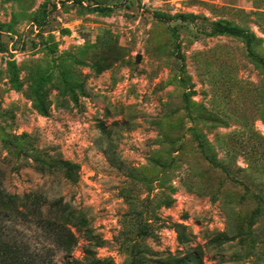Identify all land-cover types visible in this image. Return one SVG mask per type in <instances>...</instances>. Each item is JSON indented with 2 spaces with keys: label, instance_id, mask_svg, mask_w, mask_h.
<instances>
[{
  "label": "rangeland",
  "instance_id": "374dc122",
  "mask_svg": "<svg viewBox=\"0 0 264 264\" xmlns=\"http://www.w3.org/2000/svg\"><path fill=\"white\" fill-rule=\"evenodd\" d=\"M215 24L264 61V0H0L1 249L264 264V69Z\"/></svg>",
  "mask_w": 264,
  "mask_h": 264
},
{
  "label": "trees",
  "instance_id": "16d2710c",
  "mask_svg": "<svg viewBox=\"0 0 264 264\" xmlns=\"http://www.w3.org/2000/svg\"><path fill=\"white\" fill-rule=\"evenodd\" d=\"M96 11L110 12L111 8H107V7L97 8ZM214 32L220 35H228L232 37L242 38L245 41L246 48L250 56L264 69V61L261 58L255 57L253 53L250 51L251 40L248 34H245L241 30H238L236 28L228 27L222 24H215ZM17 198L18 197L15 195H10L0 190V206L5 204L14 205V202L15 200H17ZM62 212L66 213L69 219L61 223L57 222L56 220L55 222L51 223V226L55 227L56 225L57 226L56 228L61 231V233L56 235L55 241L59 249L65 255V257L68 258L73 248L76 247L78 243V213L75 210H73L69 205L63 206ZM10 215H12V213L11 214L8 213L7 217H9ZM81 224L82 226L85 225L84 219L81 220ZM53 227L52 229H54ZM1 245L2 244H0V261H2L3 264H25L26 261L25 260L23 261V258L17 255L18 253H20L17 246H12V247L9 246L8 250H6V249H1ZM63 264H81V263H78V261L76 260H65L63 261ZM85 264H105V263L99 260H91Z\"/></svg>",
  "mask_w": 264,
  "mask_h": 264
},
{
  "label": "water",
  "instance_id": "95a60500",
  "mask_svg": "<svg viewBox=\"0 0 264 264\" xmlns=\"http://www.w3.org/2000/svg\"><path fill=\"white\" fill-rule=\"evenodd\" d=\"M138 61H139V56L136 57V62H138Z\"/></svg>",
  "mask_w": 264,
  "mask_h": 264
}]
</instances>
